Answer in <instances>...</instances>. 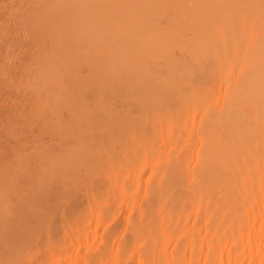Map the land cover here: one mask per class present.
Returning a JSON list of instances; mask_svg holds the SVG:
<instances>
[{"label":"bare ground","instance_id":"6f19581e","mask_svg":"<svg viewBox=\"0 0 264 264\" xmlns=\"http://www.w3.org/2000/svg\"><path fill=\"white\" fill-rule=\"evenodd\" d=\"M0 264H264V0H0Z\"/></svg>","mask_w":264,"mask_h":264}]
</instances>
